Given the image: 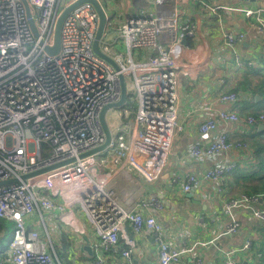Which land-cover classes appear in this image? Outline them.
Listing matches in <instances>:
<instances>
[{"label":"built area","instance_id":"built-area-1","mask_svg":"<svg viewBox=\"0 0 264 264\" xmlns=\"http://www.w3.org/2000/svg\"><path fill=\"white\" fill-rule=\"evenodd\" d=\"M28 1L37 36L21 0H0V219L14 225L10 248L0 256V264H62L45 216L58 210L61 222L71 231L84 234L86 229L74 207H79L93 225L96 236L92 247L97 252L114 248L120 230L129 222L137 235L144 230L151 232L158 245L159 264L177 263L186 251L194 264H203L195 254L196 245L186 249L172 246L156 216L138 210L162 209L164 203L158 196L143 197L124 207L113 184L115 170H102L113 157L130 165L145 182L155 183L162 178L181 128L179 84L185 66L182 42L197 31V24L182 17L176 6L179 0H154V7H136L111 41L108 37L113 17H108L100 49L117 67L94 50L100 15L91 2L81 3L66 16L60 50L52 54L46 47L54 44L56 20L75 0ZM202 2L215 13L220 8L240 12L251 27L264 33L263 6L226 7ZM221 31L238 67L256 65L242 51L244 32L229 28ZM121 75L126 85L132 83L138 98L133 126L125 128L126 124L120 122L113 130V124H109V146L83 155L106 141L100 114L106 105L120 100ZM239 98L237 91L227 90L221 92L219 100L232 106ZM262 121L263 113L243 117L234 109H223L217 117L199 124L201 133L216 131V138L208 145L194 143L190 154L216 158L246 149V142L229 138L225 125L252 126ZM47 167L51 168L22 177ZM234 167V160L228 157L204 172L188 173L181 190L196 191L208 183L215 193L222 194L224 177ZM123 172L121 169V175ZM14 178V182H4ZM262 196L241 194L226 201L223 211L229 221L222 234L240 231L238 210L250 209L254 219L264 222V208L259 206ZM36 225H42L44 231L35 229ZM126 240L129 248L123 255L130 258L135 241ZM249 245L250 241L245 247ZM226 263L239 264L230 252ZM91 264L111 263L100 254Z\"/></svg>","mask_w":264,"mask_h":264},{"label":"crops","instance_id":"crops-1","mask_svg":"<svg viewBox=\"0 0 264 264\" xmlns=\"http://www.w3.org/2000/svg\"><path fill=\"white\" fill-rule=\"evenodd\" d=\"M106 2L108 0H105ZM119 5L120 13L114 15L105 8L108 17H113L109 35L114 30V39L119 32L120 24L140 5L154 7V0H109ZM211 5L226 7H264V0H206ZM172 6V4H171ZM177 8L182 17L188 18L197 24V31L188 35L182 42V59L185 62L181 71L179 84L180 130L177 132L171 154L166 164L162 178L155 183H148L140 179L136 170L121 160L109 157L102 170L112 168L115 170L113 184L122 206L128 207L143 197L158 196L164 203L162 209L138 208L146 214H153L162 223L166 238L174 247L186 249L195 246V254L203 259V264H227V253L239 264H259L260 258L254 254L255 240L262 232L264 222L253 218L250 209L238 210L242 227L236 234H222L225 231L229 218L225 215L223 207L232 197L243 194V185L246 179L236 177L233 172L241 174L250 173L256 163L254 148L247 142L256 131L264 126H248L241 124H226L228 136L233 141H244L248 144L246 149H236L230 154H222L216 158H195L190 154L191 147L198 142L208 145L216 138V131L201 133L199 124L205 119L217 117L223 109H234L240 116L260 114L264 112V103L259 93L253 92L256 85L261 82L260 76L248 72L249 67L262 66L259 60L264 56V33L248 24L247 18L240 12L220 8L216 13L210 7H201L196 0H179ZM221 15V18L217 16ZM109 19V18H108ZM223 27H222V25ZM222 28H229L245 33L242 51L245 57L255 60L256 65L238 67L234 56L223 41ZM226 82L221 84L220 80ZM234 90L239 93V101L234 105L221 103L220 94L223 91ZM259 98H256L257 96ZM135 111H133L135 116ZM134 116L130 121L122 122L125 128H131ZM232 158L235 167L224 177V192L215 193L208 183L196 191L182 192V184L188 173H201L221 159ZM121 169L124 171L121 175ZM174 179H177L174 181ZM263 198V196H262ZM264 199V198H263ZM264 208V200L259 205ZM49 222L54 237L50 239L55 250L65 248L71 252V264H91L92 261L103 254L111 264H159L158 245L152 242L153 236L148 230L140 234L134 233L132 226L126 222L120 230L118 244L107 251L97 252L93 247L96 231L86 228L84 234L70 230L58 217L51 213ZM46 217V216H45ZM46 219V218H45ZM43 226H34L41 229ZM9 229V230H8ZM44 229V228H43ZM49 231V230H48ZM50 233V232H49ZM12 231L7 226L0 230V254H5L10 248ZM126 238H133L135 246L130 258L123 255L128 249ZM154 240V239H153ZM250 241L249 247H245ZM72 243V244H71ZM90 244L92 252L83 248ZM256 252H258L256 248ZM174 264H194L191 253L184 252L181 260Z\"/></svg>","mask_w":264,"mask_h":264},{"label":"water","instance_id":"water-1","mask_svg":"<svg viewBox=\"0 0 264 264\" xmlns=\"http://www.w3.org/2000/svg\"><path fill=\"white\" fill-rule=\"evenodd\" d=\"M21 2L23 3V5H24V7L26 9V14H27L28 19H29L30 27H31L33 33L37 36L38 35V30H37L36 23H35V20L33 18V15H32V9H31L30 3H29L28 0H21ZM83 2H91L94 5V7L96 8V10L98 11L99 15H100V22H99V25H98V29L96 31V36H95V40H94V44H93L94 50L97 53H99L100 55L105 56L109 61H111L113 64H115L117 66V64L110 57L105 55L100 49V41H101V37L103 35V32H104V30L106 28V25H107V22H108V16H107V13H106L105 9L103 8V6H102V4L100 3L99 0H75L71 4H69L67 7H65L61 11V13L59 14V16H58V18L56 20L55 34H54V44L52 46H47L46 50L49 53H52V54H55V53H57L60 50V47H61V28H62L63 21L66 18V16L76 6L80 5ZM121 92L122 93H121L120 100L118 102L113 103V104L106 105L102 109L101 114H100V120H101L103 129H104V132H105L106 141L101 146H99V147H97L95 149H92V150H90L89 152H87V153H85L83 155H87V154L103 151V150H105L106 147L109 146V144L111 142V139H112V134H111L109 123H108L106 117H107V113L110 110H112L113 108H115V109L116 108H120L126 103L127 96H128V91H127V85H126V81H125V76L124 75H121ZM259 97L260 96L258 95L256 98H259ZM261 126H263V124H261ZM50 168L51 167H47V168L40 169V170H38L36 172H31V173H28V174H24L22 177L23 178H27V177H30V176L35 175L37 173L43 172L45 170H48ZM16 180L17 179L14 178V179H10V180L4 181V182L10 183V182H14ZM153 241L154 240L152 239V242ZM83 248L86 249L87 251H89L90 253L92 252V247H91L90 244L83 245ZM243 263L247 264L246 261H244Z\"/></svg>","mask_w":264,"mask_h":264},{"label":"trees","instance_id":"trees-1","mask_svg":"<svg viewBox=\"0 0 264 264\" xmlns=\"http://www.w3.org/2000/svg\"><path fill=\"white\" fill-rule=\"evenodd\" d=\"M259 60L263 62L262 66L258 67H249L248 72H251L255 75H259L262 79L261 82H259L253 92L259 93L261 95L262 103H264V56H262ZM123 107V106H122ZM121 107V108H122ZM264 112V110H262ZM254 115H259L257 113H254ZM132 116H134V113L132 112L131 115L126 118L124 116V120H129ZM264 126V121H262ZM253 148H254V154L256 156V163L253 166V169L250 173L247 174H241L237 171L233 172V175L236 177H243L246 183H244L243 192L246 194H261L264 198V128L261 130H258L255 132V134L248 139L247 141ZM8 220L0 219V230L4 228V226L9 227ZM255 250L254 254L255 256L259 257L260 262L259 264H264V226L262 229V232L255 240ZM256 248L258 252H256ZM59 259L61 260L62 264H71V252L66 250L65 248H62L61 250H56ZM2 253L0 254V256Z\"/></svg>","mask_w":264,"mask_h":264},{"label":"rangeland","instance_id":"rangeland-1","mask_svg":"<svg viewBox=\"0 0 264 264\" xmlns=\"http://www.w3.org/2000/svg\"><path fill=\"white\" fill-rule=\"evenodd\" d=\"M102 3H103V6L108 10L109 13H113L114 15H118L120 13L119 5L115 4L114 2H112V1L110 2L109 0L106 2L105 0H102ZM196 3L200 4L201 7H204L202 0H196ZM62 6L63 5H61V7ZM113 33H114V30L111 31V34L109 35L108 40H111V41L114 40V34ZM233 61H234V59H233ZM261 81H262V79H261ZM127 86H128V96H127L126 103L123 105L122 108L121 107L116 108L115 110H113V111L110 110L107 113V117H106L107 121L109 124H113V130H115L116 127L119 125V123L123 120V116L125 115V117L128 118L131 115V113L136 109V107L138 105V98H137L135 89L132 87V83L129 82ZM130 120H131V118L128 121H130ZM243 194H246V193H243ZM74 210L79 215L81 223L86 228H90V233H91V228H94L93 225L89 222V220L86 218L84 213L80 212L79 207H74ZM53 213H54V216L57 218L60 212L58 210H54ZM45 218H46L45 220L47 223V228H48V230L51 234V237L53 239L54 234H53L52 226L49 222V216L46 215ZM38 219H39V217H38ZM9 227H10L11 231L13 232L14 225L12 222H9ZM41 229L44 230L42 227H41Z\"/></svg>","mask_w":264,"mask_h":264}]
</instances>
